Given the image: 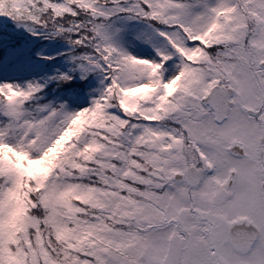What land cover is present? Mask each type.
Returning a JSON list of instances; mask_svg holds the SVG:
<instances>
[{
	"label": "snow or ice",
	"instance_id": "1",
	"mask_svg": "<svg viewBox=\"0 0 264 264\" xmlns=\"http://www.w3.org/2000/svg\"><path fill=\"white\" fill-rule=\"evenodd\" d=\"M0 264H264V0H0Z\"/></svg>",
	"mask_w": 264,
	"mask_h": 264
}]
</instances>
